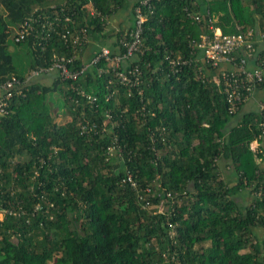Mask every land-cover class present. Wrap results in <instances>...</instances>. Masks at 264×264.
I'll list each match as a JSON object with an SVG mask.
<instances>
[{"label": "trees", "instance_id": "1", "mask_svg": "<svg viewBox=\"0 0 264 264\" xmlns=\"http://www.w3.org/2000/svg\"><path fill=\"white\" fill-rule=\"evenodd\" d=\"M137 8L143 52L121 60L119 70L137 67L140 83L127 87L103 59L91 61L101 47L111 57L124 53L119 39L135 30ZM24 22L33 30L16 41ZM215 28L264 34V0H0V83L15 79L21 90L0 119V264H264L260 113L233 123L242 104L230 114L213 79L230 66L191 62L173 73L166 57L192 58L190 41ZM81 30L89 42L79 51L70 35ZM10 41L30 56L25 74ZM76 52L72 67L88 65L79 80L24 85L53 55ZM74 88L96 95L95 105ZM56 90L62 124L48 98ZM106 112L115 122L110 133L80 134V122L100 126Z\"/></svg>", "mask_w": 264, "mask_h": 264}, {"label": "built area", "instance_id": "2", "mask_svg": "<svg viewBox=\"0 0 264 264\" xmlns=\"http://www.w3.org/2000/svg\"><path fill=\"white\" fill-rule=\"evenodd\" d=\"M137 23L135 30L127 31L123 33L119 39L120 46L124 49V53L119 56H110V51L106 47H101L92 62L103 59L111 71L117 76L119 82L127 87H136L139 81L140 71L137 67H133L127 71L119 70L121 60H127L134 57L136 54H142V23L145 17L140 13V9H135ZM94 12H91L93 15ZM192 18L200 22L204 18V15L199 13H192ZM56 21L59 18H54ZM48 31L52 30V24H46ZM33 28L27 22H24L16 35V41L22 40L27 34L32 31ZM260 39H264L263 33H257ZM254 30L249 29L246 33H238L236 35H223L219 29H212V37L202 35L199 41L192 40L189 46L192 49V58H182L177 56L176 58L167 55L169 70L176 73L182 69V67L189 65L191 62H202L209 67L216 68L222 64L230 66L229 69L223 70L220 76H217V84L221 87V91L224 100L227 104L228 112L235 114L239 106L245 103L248 98L252 97L255 90L259 87L264 77V58L256 59L257 50L254 47L255 44ZM65 38V35H62ZM45 39V37H43ZM73 48L81 51L82 47L89 42V38L85 30H81L80 35H70ZM201 53V56L198 55ZM79 54H72L71 57L53 55L52 63L46 69L31 70L26 76L25 83L33 80L40 74H53L52 76L58 77L61 81H77L83 77V73L87 70L88 65L84 64L79 69L73 68V62L78 58ZM110 81L108 82V84ZM17 82L15 79L0 83V119L8 114L9 103L13 97L21 94ZM108 88V85L106 86ZM79 97L84 98V102L89 105H95L97 101L96 95L86 94L82 88H74ZM140 94V92H138ZM105 102H109V96H105ZM82 105V104H81ZM143 110V108H142ZM260 121L258 128L260 134L264 139V102L259 104ZM107 117L100 126H97L94 122L85 121L80 122V134L88 135L92 137L99 133L101 135L110 133L112 131L115 122L110 120L109 112L105 113ZM116 138L113 137L112 143L106 148V154L113 156L116 151ZM134 188L135 183L128 175L127 180ZM149 192V189H146ZM169 195V194H168ZM257 195H260L258 193ZM148 205V204H147ZM2 215V213H0ZM1 219V217H0Z\"/></svg>", "mask_w": 264, "mask_h": 264}, {"label": "rangeland", "instance_id": "3", "mask_svg": "<svg viewBox=\"0 0 264 264\" xmlns=\"http://www.w3.org/2000/svg\"><path fill=\"white\" fill-rule=\"evenodd\" d=\"M118 22V20H117ZM109 26H116V23L114 22V20L109 21ZM9 50L11 51L12 55H13V60H14V64L15 67L17 69V72L19 74H25L29 61H30V56L28 55V53L25 50V47H17L15 46V44H13L11 41L9 43ZM53 74L50 75H44L41 74L37 77H35L33 80H37V82H39L42 85H50L52 82L51 78ZM61 86H59V88H61ZM50 99V108L51 111L55 114V119L59 124H62L65 122L66 119V115H65V104L63 102V98L61 93L59 92V90H56L54 93H52L49 97ZM246 103V102H245ZM244 103L243 106V113L245 112H249V111H258V108L253 104V102L251 100H249L246 104ZM259 112V111H258ZM239 117V114L238 116ZM223 167L224 171L226 172H230V169L228 167L225 166L224 163H219V167ZM243 193V192H242ZM244 194V193H243ZM241 194L240 197H243ZM0 217H2V215L0 214ZM263 233V231L261 232ZM263 238V235L261 234L260 239ZM202 247H207L208 243H205L203 245H201Z\"/></svg>", "mask_w": 264, "mask_h": 264}, {"label": "crops", "instance_id": "4", "mask_svg": "<svg viewBox=\"0 0 264 264\" xmlns=\"http://www.w3.org/2000/svg\"><path fill=\"white\" fill-rule=\"evenodd\" d=\"M252 8H253L252 6H246V10H248V11L252 10ZM255 43H257V49H258V51L264 50V39H260V37L258 35H256V37H255ZM198 55L201 56V53H198ZM213 79H214L215 83H217V78L215 76L213 77ZM263 99H264V77H263V86H262V89L261 90H255V92L253 93L252 97L248 98V100H246L245 102L247 103L249 100H251L253 102V104L258 108V111H259V104L260 103H263ZM243 106H244V103L241 106V109H240V112H239V116L241 114H245V113L258 112L256 110V111H249V112L243 113V110H242L243 109ZM237 118L238 117H236L235 119L232 120L233 123H235L237 121ZM262 143L264 144V142H262ZM262 143L258 144L257 142H253L251 144V147L254 149L257 146H262ZM225 166H226V164H225ZM219 173H220V175H221V177L223 179H226V177L230 178L229 177L230 176V172L229 171L228 172L224 171V168L221 167V166L219 167ZM229 182H231V181L229 180ZM245 195H243V197H240V199L238 201L239 202H242V199H243V202H244V199L246 197Z\"/></svg>", "mask_w": 264, "mask_h": 264}]
</instances>
